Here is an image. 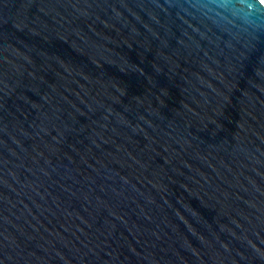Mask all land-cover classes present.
<instances>
[{"label":"water","instance_id":"1","mask_svg":"<svg viewBox=\"0 0 264 264\" xmlns=\"http://www.w3.org/2000/svg\"><path fill=\"white\" fill-rule=\"evenodd\" d=\"M0 264H264V0H0Z\"/></svg>","mask_w":264,"mask_h":264}]
</instances>
